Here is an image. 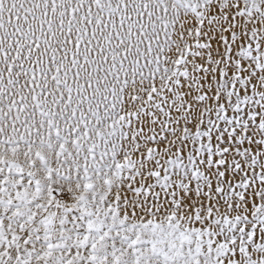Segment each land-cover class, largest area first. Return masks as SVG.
I'll return each instance as SVG.
<instances>
[{"label": "snow or ice", "instance_id": "snow-or-ice-1", "mask_svg": "<svg viewBox=\"0 0 264 264\" xmlns=\"http://www.w3.org/2000/svg\"><path fill=\"white\" fill-rule=\"evenodd\" d=\"M0 264H264V0H0Z\"/></svg>", "mask_w": 264, "mask_h": 264}]
</instances>
